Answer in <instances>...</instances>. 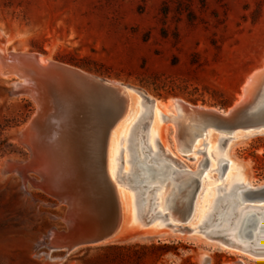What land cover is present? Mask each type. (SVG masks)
I'll return each mask as SVG.
<instances>
[{
    "label": "rangeland",
    "instance_id": "rangeland-1",
    "mask_svg": "<svg viewBox=\"0 0 264 264\" xmlns=\"http://www.w3.org/2000/svg\"><path fill=\"white\" fill-rule=\"evenodd\" d=\"M3 49L6 53L38 52L47 59L131 85L144 91L146 101L166 102L169 111L174 110L173 99L226 111L240 100L247 77L264 65V0H0V53ZM1 75L0 264H230L238 259L264 264L263 258L223 245L222 239L190 233L192 225L201 223L198 219L207 211L206 204L228 179L214 180L218 172L212 168L205 174L206 138L211 133L218 139L224 136L219 146L225 148L233 137L227 138L231 135L228 129L205 125L200 119L185 117L183 111L178 118L159 116L166 152L169 148L176 151L177 141L187 147L196 140L203 145V152L195 150L201 159L195 165L193 151L180 152L193 167L191 174L181 168L182 175L187 181L197 178L198 187L194 191V181L184 190L179 217L156 230L153 223L135 225L125 239L86 245L67 255L64 249H50L45 235L53 227L66 228L67 204L25 180L22 173L4 171L8 159L25 162L29 156L19 133L34 115L36 104L18 91V78ZM141 101V110L150 105ZM80 116L62 120L56 143L69 147L85 144L78 137L84 131ZM148 120H144L145 128ZM173 120H178L179 127ZM247 129L254 133L246 137ZM229 130L237 132L234 136L241 135L231 150L245 163L251 181L264 185V129L238 126ZM124 143L117 145L120 157H115L114 168L109 170L126 179ZM24 173L36 176L32 171ZM75 179L74 186L85 187L83 206L96 220H109L114 214L111 199L100 192L83 167ZM256 194L259 192L252 193ZM192 200L195 207L189 213L186 207ZM197 211L202 212L198 218ZM143 214L144 222L149 223V215ZM204 249L208 251L203 258Z\"/></svg>",
    "mask_w": 264,
    "mask_h": 264
},
{
    "label": "bare ground",
    "instance_id": "bare-ground-1",
    "mask_svg": "<svg viewBox=\"0 0 264 264\" xmlns=\"http://www.w3.org/2000/svg\"><path fill=\"white\" fill-rule=\"evenodd\" d=\"M4 53H6V51L3 49L2 54ZM44 59L47 58L44 57ZM0 73L2 77L8 76L5 78L16 76L14 71H4V67L1 65ZM21 82H24V79H20L19 83ZM255 90L257 95L253 97L252 93ZM127 98L128 105L126 111L111 128L106 143L107 172L117 189L121 212L123 214V223L112 237L93 244H103L125 239L132 232L135 225L144 226L153 223L154 230H156L162 225H169L171 221H174L172 220L173 217L174 219L175 217H179L182 213L181 210L184 204V201L180 199L184 196V190L194 182V179L187 181L186 175H182L184 171L181 170V168H184L186 173L191 174L189 170H192L193 167L186 162V159L183 158L180 152L193 151L194 159H192L195 165L201 161L199 156L195 155V150L198 153L203 152L201 149L203 145H201L199 140H196L191 147H187L183 143L177 141L174 148L176 151L169 148V151L166 152L167 149L165 150L163 147L160 135L162 121L159 119V116H170L171 114L175 118H178L181 116L184 106L189 111L194 107L208 110L215 109L205 108L199 105L195 106L180 99H173L172 107L174 110L169 111L166 102L160 101L158 104L156 100L150 102L146 101L144 96L134 91L128 92ZM140 98L142 99L141 102L146 101L150 103L144 110L139 108ZM239 98L240 100H237L235 105L231 106L229 109L236 107L242 100L245 102H252L250 110L264 113V65L247 77L242 88V94ZM176 110L179 111L178 114ZM145 119H149L146 128L144 127L146 126V121L144 122ZM173 122L177 125L176 127H179L178 120H173ZM244 124L242 123V125L239 126H243V128L255 127L256 131H262V129H264V119L252 124ZM221 128L228 129V132L231 133L227 138H233L225 145V148H220L219 140H223L224 136L223 138L220 136V139H218L215 133L209 134L204 143L208 156V164H206L207 166H205L204 171L205 174L206 170L218 172V176H213L216 181L218 179H228H226V182L223 184H221L222 182L220 183L223 186L221 190L219 188L220 185L216 186L220 191L218 192L216 189L218 192L216 197L213 201L211 200L209 204H206V207L208 205L207 211H203V213L200 212L202 216L200 217L201 220L200 218L198 220L201 223L197 226L192 225L189 231L190 233H202L206 236L208 235V237L214 236V238L222 239L224 241L222 242L223 245L226 243L225 245L228 247H238L242 249V251H246L250 255H253V257L263 258L264 260V185H255L251 181L245 163L235 155L233 150H231V146L238 141L241 135L234 136L235 130H229L234 127ZM196 129L197 128H194V131ZM56 130L53 132V136L56 135ZM251 130L252 129L248 130L244 135H246V137L252 135L254 132ZM236 134L237 132L235 135ZM32 135L29 129H27V126H23L20 129L19 139L29 150V156L24 160L25 162H21L19 159H8L4 171L13 173L20 172L24 175L23 178H25V180L28 179L36 187L49 194H53L48 190V186L45 185L46 183L40 180V172H48L50 165L46 161L47 158L45 157L42 147L38 143L36 144V142L32 141ZM53 138L54 141H56L55 137ZM123 141L127 142L124 143L127 149V159L124 161H126L125 164H127L125 166L127 167V169L125 168V175L126 179H128V183L126 179L122 177L118 178V176H113L112 174L116 172L115 170L113 173L109 170V167L114 165V159L118 154L117 145L122 144ZM181 141L184 140L181 139ZM120 148L122 149V146ZM211 168L212 170H209ZM24 171H32L36 176H32L30 173L26 174ZM211 181L212 178L210 182ZM166 186H169L168 191L165 189ZM253 192H259V194L252 195ZM61 201L63 200L60 199V202ZM194 205V200L189 201L186 210L192 213L194 211ZM169 210L170 212L167 213ZM197 212L199 213V211ZM143 213L149 215L150 220L147 218L149 223L144 222L145 215ZM200 213L197 218L201 215ZM172 226L176 225L172 224ZM171 229L174 230L173 227ZM178 230L180 231L181 228ZM169 232L168 230L160 234ZM86 245L90 244H81L70 249L66 246L59 247L56 242L52 240L50 248L64 249L65 255H67ZM208 249H211V247ZM207 251L208 250L204 249V253H202L203 258L207 257ZM238 261H240L241 264H248V262L243 259H238ZM230 264H235V262H231Z\"/></svg>",
    "mask_w": 264,
    "mask_h": 264
},
{
    "label": "water",
    "instance_id": "water-1",
    "mask_svg": "<svg viewBox=\"0 0 264 264\" xmlns=\"http://www.w3.org/2000/svg\"><path fill=\"white\" fill-rule=\"evenodd\" d=\"M0 65L4 71H14L19 80L24 79V82H18V91L28 94L36 104L35 113L26 126L33 134L32 141L42 147L50 165L48 172H40V180L46 183L53 195L67 204L64 216L66 228H51L45 235V243L50 248L54 240L59 247L72 249L112 237L122 226L123 214L115 183L107 172L106 143L111 128L126 111L127 93L134 91L147 98L146 94L131 85L107 80L56 60L44 59L43 54L33 51L0 53ZM251 103L241 100L236 107L226 111L196 107L189 111L184 106L183 113L185 117L200 119L205 125L214 123L233 128L264 119L263 112L250 110ZM74 115L82 117L84 131L78 137L85 144L61 146L54 141L56 135L53 136V132L63 119ZM82 167L100 192L111 199L114 214L109 220H96L83 206L85 187H76L72 182V179L77 180V172ZM194 181L197 182L193 188L195 191L198 179L194 178ZM234 262L241 264L238 260Z\"/></svg>",
    "mask_w": 264,
    "mask_h": 264
},
{
    "label": "trees",
    "instance_id": "trees-1",
    "mask_svg": "<svg viewBox=\"0 0 264 264\" xmlns=\"http://www.w3.org/2000/svg\"><path fill=\"white\" fill-rule=\"evenodd\" d=\"M62 61L66 62V63H71V64H72V62H71L70 60H63V59H62ZM75 65H76V64H75Z\"/></svg>",
    "mask_w": 264,
    "mask_h": 264
}]
</instances>
